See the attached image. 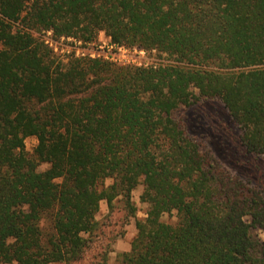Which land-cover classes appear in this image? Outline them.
<instances>
[{
	"label": "trees",
	"instance_id": "trees-1",
	"mask_svg": "<svg viewBox=\"0 0 264 264\" xmlns=\"http://www.w3.org/2000/svg\"><path fill=\"white\" fill-rule=\"evenodd\" d=\"M100 31L170 62L63 60L38 35ZM200 97L219 98L264 155V0H0V264L81 259L101 201L135 215L139 184L146 215L120 264H264L260 188L173 115Z\"/></svg>",
	"mask_w": 264,
	"mask_h": 264
},
{
	"label": "rangeland",
	"instance_id": "rangeland-1",
	"mask_svg": "<svg viewBox=\"0 0 264 264\" xmlns=\"http://www.w3.org/2000/svg\"><path fill=\"white\" fill-rule=\"evenodd\" d=\"M38 35L48 41L56 56L63 60L72 55L91 53L100 54L120 64L135 66L170 62L166 54H160L155 50L146 51L122 44L112 45L103 31L98 33L96 40L89 43L71 37L54 40L50 32H40ZM173 115L187 124L189 136L200 140L203 148L208 150L230 174L250 186L259 187L264 197V155L248 153L242 146L239 139L240 129L219 98L200 97L190 106H181ZM36 143L35 136L27 137L25 149L31 152ZM46 167L47 164H43L40 169ZM105 182L107 184L110 181L107 179ZM142 188L143 185L139 184L131 194L135 215L125 208L119 198L114 201L111 209L106 201H101L96 214L98 227L90 235L86 234L89 241L82 258L70 264H92L102 258H105V264H120V254L130 249L131 241L136 235L135 220L146 215L147 204L140 200ZM162 219L172 223L176 221L174 215L168 214L163 215ZM253 232L264 240V231L255 229Z\"/></svg>",
	"mask_w": 264,
	"mask_h": 264
},
{
	"label": "built area",
	"instance_id": "built-area-1",
	"mask_svg": "<svg viewBox=\"0 0 264 264\" xmlns=\"http://www.w3.org/2000/svg\"><path fill=\"white\" fill-rule=\"evenodd\" d=\"M63 38V37H62ZM53 41V40H52ZM52 41H51V43H52ZM47 43H49L48 41H47ZM111 43V42H110ZM112 45H118V44H113V43H111ZM76 56V55H75ZM80 56H89V57H101V58H104V56H102V55H100V54H97V55H94V54H91V53H89V54H82V55H80ZM104 59H107V60H109L108 58H104ZM110 61H113V60H110ZM113 62H116L115 60L113 61ZM117 63V62H116ZM140 66V65H139Z\"/></svg>",
	"mask_w": 264,
	"mask_h": 264
}]
</instances>
